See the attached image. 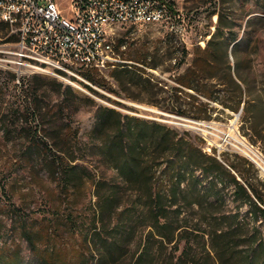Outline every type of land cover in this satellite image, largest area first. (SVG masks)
Listing matches in <instances>:
<instances>
[{"label":"rangeland","instance_id":"374dc122","mask_svg":"<svg viewBox=\"0 0 264 264\" xmlns=\"http://www.w3.org/2000/svg\"><path fill=\"white\" fill-rule=\"evenodd\" d=\"M57 1L64 13L70 14L71 0ZM166 1L174 14L169 21L122 25L114 34L120 62L131 66L138 63L135 58L147 55L149 64L144 76L158 84L155 93L130 83L123 89L113 75V66L85 69L83 78L72 76L68 80L21 64L13 52L17 33L0 20V256L5 264L17 256L27 264L36 255L54 264H84L85 260L99 264L105 257L110 264H115V259L128 263L148 231L140 216L124 207L134 196L126 194L117 209L110 208L117 204L114 196L104 197L103 207L99 206L94 179L104 174L114 183L117 176L112 167L92 161L90 174L83 180L78 178L79 187H66L63 178L56 179L49 173L38 151L28 156L27 143L20 134L61 131L73 141L75 135L87 139L96 107L103 103L123 113L165 123L182 133L189 132L208 151L238 152L250 157L244 140L264 161V0ZM216 32L213 44L220 48L222 59L212 69L226 78L227 60L232 64V73L242 74L241 108L224 107L210 98L215 104L209 110L211 118L167 109L174 100L190 107L188 101L193 97L189 93L197 97V102L209 99L201 91L187 87L179 90L175 86L179 84L177 76L193 63ZM184 47L188 51L185 62L180 64ZM197 82L230 104L239 93H235L234 84L219 83L215 77L201 76ZM67 84L82 100L65 92ZM243 104L249 105V111L242 109ZM75 142L82 153L85 143ZM255 163L264 177V169ZM113 189L118 187L108 186L105 196ZM96 229L102 234H95ZM105 240L111 242L109 248ZM184 242L179 240L175 254L181 252ZM33 245L36 255H32ZM172 246L161 247L160 262L155 264L172 263Z\"/></svg>","mask_w":264,"mask_h":264},{"label":"trees","instance_id":"16d2710c","mask_svg":"<svg viewBox=\"0 0 264 264\" xmlns=\"http://www.w3.org/2000/svg\"><path fill=\"white\" fill-rule=\"evenodd\" d=\"M217 36L218 32L208 39L193 63L177 76L179 84L175 86L179 90L187 87L201 91L209 99L197 102V97L189 93L193 97L188 101L190 107L174 100L167 109L196 118H211L209 110L215 104L210 98L220 101L224 107L241 108L242 74L232 73V64L227 60H224L226 78L219 76L216 68L212 69L222 59L220 48L213 44ZM187 51L184 47L180 64L185 62ZM146 57V54L138 56L135 58L138 63L131 66L120 61L115 63L113 75L123 89L130 83L149 93L157 91L158 84L150 76H144L149 64ZM201 76L234 84L235 93L239 92L231 98L234 102L220 100L214 92L200 87L197 81ZM34 77L42 80L38 75ZM35 91L38 93V88ZM65 92L82 100L69 84ZM242 109L249 111L250 108L243 104ZM186 133L98 103L87 139L75 135L73 141L61 131L41 134L38 130L32 135L20 134V137L27 143L28 156L38 151L49 173L56 179L63 178L66 187H79L77 180L90 174L92 161L115 170L114 183L104 174L94 179L99 206L103 207L104 197L114 196L117 204L110 208L117 209L126 194L134 196L124 207L140 216L141 224L148 229L132 262L115 259V264L158 263L160 249L167 244L173 245L171 264H264V177L258 166L250 157L238 152L208 151ZM79 140L85 143L82 153L76 148L75 141ZM84 160L89 163L82 162ZM108 186L118 189L105 196ZM95 231L102 234L101 230ZM32 237L30 234V243H33ZM181 239H185L184 246L175 254ZM104 243L108 248L111 245L108 240ZM32 250V255H36V245ZM110 262L105 257L99 264ZM0 264H5L2 256ZM10 264H23V261L17 256ZM27 264L54 262L48 258L42 261L36 255ZM84 264L90 263L85 260Z\"/></svg>","mask_w":264,"mask_h":264},{"label":"built area","instance_id":"2783aa9c","mask_svg":"<svg viewBox=\"0 0 264 264\" xmlns=\"http://www.w3.org/2000/svg\"><path fill=\"white\" fill-rule=\"evenodd\" d=\"M70 9L64 13L57 0H0V20L17 33L13 52L19 63L56 70L68 80L83 78L85 69L102 70L119 61L118 26L174 17L166 0H71Z\"/></svg>","mask_w":264,"mask_h":264},{"label":"bare ground","instance_id":"6f19581e","mask_svg":"<svg viewBox=\"0 0 264 264\" xmlns=\"http://www.w3.org/2000/svg\"><path fill=\"white\" fill-rule=\"evenodd\" d=\"M46 72H53L56 73V70H47ZM77 85V84H76ZM81 88V87H80ZM239 141V140H238ZM243 146L245 147V150L247 151V153L249 152V154L251 153V155L257 159L259 162H263L264 161H260L261 159L263 160L262 156L260 153L256 152L257 150H255V148H252V146H250L247 142H245L244 140H242ZM264 165V164H263Z\"/></svg>","mask_w":264,"mask_h":264},{"label":"water","instance_id":"95a60500","mask_svg":"<svg viewBox=\"0 0 264 264\" xmlns=\"http://www.w3.org/2000/svg\"><path fill=\"white\" fill-rule=\"evenodd\" d=\"M263 168V167H262ZM264 169V168H263Z\"/></svg>","mask_w":264,"mask_h":264}]
</instances>
